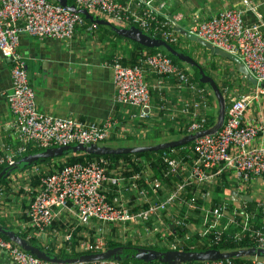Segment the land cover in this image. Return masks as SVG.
I'll list each match as a JSON object with an SVG mask.
<instances>
[{
	"label": "built area",
	"instance_id": "built-area-1",
	"mask_svg": "<svg viewBox=\"0 0 264 264\" xmlns=\"http://www.w3.org/2000/svg\"><path fill=\"white\" fill-rule=\"evenodd\" d=\"M74 4L87 9L92 15L93 19L88 18L91 20L89 28L97 26L94 19H103L115 26L137 25L169 42L179 40L177 24L182 13L166 11V0H74ZM135 4L142 6L143 12L132 6ZM86 21L81 12L57 0H0V51L11 61L12 84L6 97L14 114L12 125L18 141L14 147L9 143L3 144L5 150L0 156V166H4L8 185L12 186L10 190L16 187L28 201L26 217L19 224L20 230L25 232L24 238L27 241L35 239L44 251L53 248L59 250L64 242L72 240L73 231L80 226L76 230V236L80 239L75 250L87 254L106 250L107 239L104 234L108 223L117 225L126 235L133 230L134 234L136 232L141 236L144 245L154 244L155 241L165 242L176 224L188 227V230L181 239L165 243L171 248L177 244L193 247L203 241L202 236L210 233L212 236L208 244L218 242L223 230H228L234 224L239 229L229 234L230 238L235 240L247 236L254 243L252 247L264 251V223L256 225L253 222L257 212L260 213L259 219L264 221V198L253 199L254 212L249 210L247 204V200L252 197L248 199L245 194L238 200V206L231 207L226 200L211 204L203 210L200 222L187 221L188 215L179 216L175 212V208L183 205L194 206L193 196H182L187 185L211 184L216 175L230 171L241 187L237 191L242 193L247 184L264 175V143L256 141L258 134L264 132V126L245 116L251 96L260 95L264 89L259 86L252 94L243 92L233 95L228 86H223V95L228 99L223 122L215 129H206L209 88L194 79L190 70L179 67L167 53H149L146 49H140L133 65L123 64L121 56L114 54L109 64L116 100L135 108L132 116L147 118L150 114L151 87L163 92V84L172 80L173 88L182 92L179 111L187 120L184 124L185 133L203 132L192 139L190 152L194 157L190 162L171 147L162 153L166 169L161 177H152L150 161L137 156L132 161H138L140 167L130 173H122L128 166L123 159H119L116 166L112 167L114 163L104 156L64 163L53 171H47L37 163L25 168L16 167V159L29 147L46 149L77 143L100 144L110 137L117 126L120 127V135L125 134L126 127L120 126L114 118L98 123L43 112L37 107L23 55L17 47L19 34L24 32L69 41L76 28ZM185 33L195 34L234 54L258 82H264L262 21L247 24L243 10L230 6L206 18L196 19L188 25ZM147 73L157 75L158 81L150 84L146 80ZM31 174H37L35 184L31 183ZM170 176L177 177L174 187L165 198L152 200V196L157 195L158 189L163 186V179ZM107 188L116 192L117 201L108 199ZM5 191V183L0 182V211H3L6 203ZM127 191L135 193L139 205L144 206L133 210L129 199L124 196ZM200 196L211 200L209 189L202 190ZM239 214L243 215L240 220L237 219ZM150 218L156 222L152 227L145 223ZM55 219H61L66 224L63 232L51 228ZM92 221L101 223L93 227L90 225ZM81 225L93 228V231ZM189 228H192V233ZM193 234L197 235L196 241L192 240ZM65 250L69 251L70 248L66 247ZM0 251L14 264H163L162 261L134 262L120 255L89 260H48L25 249L14 239L5 237L1 231ZM245 255H250L248 264H264V257L259 253ZM183 263L236 264L233 256L193 259L178 264Z\"/></svg>",
	"mask_w": 264,
	"mask_h": 264
},
{
	"label": "crops",
	"instance_id": "crops-1",
	"mask_svg": "<svg viewBox=\"0 0 264 264\" xmlns=\"http://www.w3.org/2000/svg\"><path fill=\"white\" fill-rule=\"evenodd\" d=\"M230 6L243 10L244 21L247 24L255 21L264 23V0H247V2L244 0H166L165 8L170 13H182V17L177 24L180 35L178 40L179 49L184 53L182 55L193 58L197 63H202L208 72L207 75L212 77L215 83L217 81L220 85H222L221 82L225 85L226 83L229 84L231 89H228L231 94L251 93L260 84H254L244 77L243 73L235 66L234 60L212 51L185 33V29L191 22L196 19L206 18L222 8ZM134 8L143 12L142 6L135 4ZM95 21L97 26L94 28H89L90 19L84 25L78 26L69 41L49 36L38 37L24 32L19 34L17 47L23 55L27 78L34 89L38 109L43 112L80 120H94L98 123H102L107 118H114L120 126L126 127L123 136L120 135V127L114 128L110 137L107 138L114 141L121 138L136 140L139 137H148L149 135L153 136L152 139L157 136L162 137L158 141L109 145L113 147L154 144L187 134H180L179 132L184 130V124L187 120L184 116H181L179 111L182 92L173 88L172 80L163 84V92L151 87L150 114L147 118L140 119L132 116V113L136 111L135 108L116 100V89L112 81V68L109 60L112 54L119 53L120 56H126V61H132L133 57L128 54L134 49V44L127 37H117L112 32L114 29L113 24ZM182 61L185 62L183 67L190 70L188 65L193 63L184 59ZM10 69L11 61L9 57L0 51V156L5 150L4 143H9L13 147L18 143L12 125L14 114L9 108L6 97L12 84ZM146 80L150 84H155L158 81V77L155 74L147 73ZM205 82L210 85L209 88L205 84L210 90L208 97L210 106L207 115L212 113L214 117L213 123L207 128L205 127L210 129L219 123L221 101L214 88H212L211 83ZM216 85L218 86L217 83ZM251 97L252 99L246 108L245 116L250 121H257L264 126V92ZM167 134L175 137H168ZM256 141L264 143V132L258 134ZM73 153L74 151H71L65 156ZM65 156L53 158L51 163L64 161ZM23 157L21 156L19 159ZM230 180L233 185L226 191L227 195L224 200L228 197V200L233 205H239L238 200L241 199L243 194L252 197V199L264 198L263 176H258L254 182L247 184V188L243 190L245 192L242 193L237 191V188L241 190V187L232 174L230 175ZM4 181L8 185L6 177ZM11 187V185L10 187L8 185L4 193L6 203L3 211H0V226L19 235L25 234V232L20 230L19 224L26 217L25 210L28 207V201L21 196L16 187L10 190ZM232 189L236 190L237 194L230 197L232 196L230 194ZM106 191L108 195L110 194L112 201L118 200L114 190L107 188ZM166 194L167 191L163 195L165 196ZM164 196L153 195L152 200L162 199ZM234 201L238 204H234ZM178 210L179 208H175L176 213H178ZM259 221L264 223V221ZM108 226L109 223L107 224L106 232H113V229ZM193 227L196 228V225H193ZM118 230L120 236L125 235V239L127 237L132 240L141 238L137 233L134 235L133 230L127 232L128 235L123 234L119 228ZM140 241L142 243L143 239H140ZM36 245L40 247L37 241ZM50 252L57 257H61L62 254L55 248ZM120 253L122 255L121 249ZM0 264L14 263L4 252L0 251Z\"/></svg>",
	"mask_w": 264,
	"mask_h": 264
},
{
	"label": "trees",
	"instance_id": "trees-1",
	"mask_svg": "<svg viewBox=\"0 0 264 264\" xmlns=\"http://www.w3.org/2000/svg\"><path fill=\"white\" fill-rule=\"evenodd\" d=\"M67 2L68 3H74V0H67ZM132 6L134 7V5H132ZM82 15H83V17H85V19L89 20L88 17H86L84 14H82ZM133 26L138 27L137 25H133ZM140 30L143 31L144 33L152 36V37L160 38L163 40V38H161L159 35H153L152 33L148 32V31H144L142 29H140ZM112 32L117 37H120V38L126 37V36L119 34L114 29ZM130 40L134 44V49L132 51H130L128 55L130 57H133V58H132V61H126V56L121 55V62L123 64L133 65L136 62V59L138 57L140 49L141 50L146 49L147 52H149V53H154V52L167 53L172 58V60L177 65H179V67L184 68L182 58H180V56H177L174 52H172L166 46H164V45H161L158 47L145 46V45H143V44H141L135 40H132V39H130ZM164 41L172 49H175L179 54H181V55L184 54L179 49V46H180L179 42H169L167 40H164ZM114 54H119V53H114ZM114 54H112V56ZM198 64H199V66L197 64H192L191 65L192 70L190 72H191L192 76L194 77V79H196L201 84H205L204 81H202L200 79L199 67H201L206 74L208 72L205 69V67L202 65V63L198 62ZM216 83L218 84L219 91L222 93V86L223 85H220L217 81H216ZM208 87L210 88L209 84H208ZM227 100L228 99L225 98L226 104L228 103ZM213 120H214V117H213L212 113H208L207 122L205 124V127L207 128L209 125H211L213 123ZM179 132H180V134H183V133H185V130H182ZM191 146H192V140L188 141L184 144H181V145L173 146L172 148L177 150L179 156L183 157L187 162H190L192 160V158L194 157V155L190 152ZM110 147H113V146H110ZM40 150H41V148H38V147H29L26 152H24L22 155H20L16 159V163H17L16 167H29L32 163H37V164H41L42 168L47 169V171H53L55 168L60 167L64 163H70V162H73L76 160L84 161L86 159L104 156V157L110 158L111 161L114 163L112 165V167L116 166L119 159H123L126 163H128L127 164L128 166L126 167L125 170L122 171V173H130L134 170L135 171L138 170L140 167V164L138 161L137 162L132 161L133 157L137 156L138 158L141 157L142 159H147L150 161V163H151V176L152 177H161L164 170L166 169V164L164 163V161L162 159V153L164 151H169L170 148L157 149V150H141V151H136V152L104 153V154L76 151L73 154H69V155L65 156L64 161L53 162V164L51 163V160L53 158H59V156L38 157L36 160H34L32 162H27V163L23 164V166H21L20 163L18 162L20 160L19 158L21 156H25L27 154L37 153V152H40ZM65 152L69 153V152H71V150H66ZM3 168H4V166H0V172ZM230 175H231L230 171H228V172L223 171L220 174L215 176V179L211 184L202 183V184H199L200 186H196V184L187 185L185 187V189H183L182 196H184V198H187L189 196H193L194 197V206L193 207H187V205H183V206L179 207V210L177 211L178 214H180L179 216H181V215L184 216L185 214L186 215L189 214L187 216V221L199 222L201 215L203 213V210L206 207H209L211 204H216L218 202L224 201L225 198L223 197V193L226 194V191L228 189H230V187L233 185V183H230V181H231ZM5 177H6L5 173H3L0 176V182H4L6 187L8 188L7 182L4 181ZM263 178H264V175H263ZM30 179L32 181L31 183L35 184L37 182V174H31ZM176 179H177L176 176H170V177L164 178L163 179V186L158 189V195L164 196L163 194L166 191L168 193V191L174 187ZM206 189L210 190V195H211L210 201H208L207 199L200 196V193L202 192V190H206ZM166 195L164 196V198L166 197ZM194 195H196V196H194ZM124 196H125V198L129 199L128 203L131 205L133 210L137 211L140 207L144 206V204L139 205V203H138L139 201H137V198L135 197V193L133 194L132 191L125 192ZM108 199L110 201H112L110 194L108 195ZM226 200L229 202V205L231 207L234 206L232 204V202L230 200H228V197L226 198ZM253 201L254 200L251 198L250 200H247V204H248L249 210L254 212L256 210V208L253 204ZM241 217H243V215L239 214L237 219L240 220ZM259 217H260V213L257 212L254 215V221H253L256 225L261 223L259 221L260 220ZM57 220L58 219L54 220L51 227H57V229H59V231L63 232L66 228V224L63 223L61 219L58 220L59 222ZM166 220L168 222L170 221L168 218H166ZM92 223L93 224H90V225L95 227L98 224H100L101 222L92 221ZM145 223L148 224V226L152 227L156 222H155V220L150 218V219L145 220ZM56 225H58V226H56ZM81 227H85L90 232L93 231V228L90 229V228L86 227L85 225H81ZM108 227L112 228L113 232H108V233L106 232L104 234L106 236V239H107L106 240V249L113 248V247H119L122 250V255L126 256L125 257L126 259L132 260L134 262L144 261L143 259L137 257V255H136L137 249L140 247L156 248L159 250H167V249H180V250L197 249V250H201V249L214 247V248H218V249L224 250V251H231V250H236V249H247V248L254 246V243L252 242V240L250 238H248L247 236H244L240 239H235V240H233L232 238L229 237V234H231L234 231H238V229H239V227L237 225H234V224L230 225L228 227V230H223L221 239L216 243L208 244V239L210 236H212V233H210L208 235L202 236L201 239H203V241L201 243H197L193 247H189L188 245H184V244H177L175 248L169 247L167 245V243H165V242H173V241H176L178 238L181 239L184 232H186L188 230V227H183V226L175 224L173 226V228H171L173 233L167 235L165 242H162V241L156 242L155 241L154 244H149V245L142 244L140 241V239L142 240V238L137 239V240H134V239L132 240L130 237H127L126 239L123 240V237L120 236V232L117 228L118 227L117 225L109 223ZM78 229H80V226L76 230H78ZM76 230L73 231L72 240L64 242L63 247L61 249H59V251L62 252L61 257L75 258V257H78V256L83 254V253L75 250V246L79 242V239H80V237L76 236ZM2 234L5 237H8L4 233H2ZM20 235H22L24 237V233H22ZM155 235H156V233H155ZM191 237H193L192 238L193 241H196L197 235L193 234V235H191ZM29 242H31L32 244H36L35 239H29ZM66 247H69L70 250L66 251L65 250ZM233 260L235 261L236 264H241V263L248 264L249 256L248 255L233 256ZM154 261H162V260H152V261H148V262H154ZM162 262H163V264H171L168 261H162ZM183 264H185V263H183Z\"/></svg>",
	"mask_w": 264,
	"mask_h": 264
},
{
	"label": "water",
	"instance_id": "water-1",
	"mask_svg": "<svg viewBox=\"0 0 264 264\" xmlns=\"http://www.w3.org/2000/svg\"><path fill=\"white\" fill-rule=\"evenodd\" d=\"M63 5L67 6L68 8L72 10H76L84 14L88 18H92V15L88 12L87 9L83 7H76L74 3H68L67 0H57ZM97 21H103L107 22L106 20L103 19H95ZM113 28L115 31H117L119 34L126 36L127 38H130L132 40H135L145 46H154L158 47L161 45L166 46L168 49H170L172 52H174L177 56H180V58L187 60L189 62H192L193 64H199L191 57L181 55L179 54L175 49H172L167 43L156 37H152L143 31H141L138 27L136 26H130V27H118L113 25ZM189 37L192 39L197 40L200 44L206 46L207 48L211 49L212 51L225 56L231 60L235 61V66L237 69L242 72L247 79H249L252 83L254 84H260L261 87H264V82H258L248 71L247 68L244 66L242 62L238 59L237 56L234 54H231L219 47L214 46L211 42L191 33H186ZM199 72H200V79L202 81H208L211 83L212 88H214V91L217 93V95L220 98L221 101V106H220V112H219V123L215 125L211 129H215L216 127H219L222 124V121L224 119V112H225V100H224V95L219 91L218 86L216 85L214 79L207 75L201 67H199ZM205 131V130H204ZM201 132L198 133H189L185 134L179 138L175 139H170L166 141H160L154 144H148V145H137V146H116V147H110L106 144H89V145H84V144H69V145H64V146H53L44 149L43 151L29 154L28 156H24L22 159H20L18 162H31L36 160L38 157H52V156H59L66 150H71V151H82V152H88V153H97V154H104V153H120V152H136V151H141V150H157V149H164V148H171L176 145H181L184 144L188 141H191L195 136L200 135ZM5 172V170H1L0 176ZM230 194L233 197L234 195L237 194V191L232 189L230 191ZM248 199H250V196H246ZM234 204H238L236 201H234ZM0 231L4 234H6L8 237L11 239H14L18 244H20L22 247L25 249L33 252L37 256L48 259V260H77V259H100V258H105L112 256L116 250L118 251L120 248L119 247H113L106 249L105 251L102 252H95V253H87L80 255L75 258H69V257H56V256H50L48 253L44 250H42L38 245L32 244L31 242L27 241L24 237L19 235L16 232L9 231L2 226H0ZM263 250L255 247H250L247 249H236V250H231V251H224L220 250L218 248H206V249H189V250H180V249H167V250H159L156 248H148V247H140L137 249L136 255L137 257L145 260V261H152V260H162V261H168L171 264H178L184 261H190L193 259H208V258H218V257H231V256H239V255H245V254H251V253H261Z\"/></svg>",
	"mask_w": 264,
	"mask_h": 264
},
{
	"label": "rangeland",
	"instance_id": "rangeland-1",
	"mask_svg": "<svg viewBox=\"0 0 264 264\" xmlns=\"http://www.w3.org/2000/svg\"><path fill=\"white\" fill-rule=\"evenodd\" d=\"M117 26H120V25H118L117 24ZM124 27H128V25H125ZM183 64H185V62H183ZM189 66V68H190V71L192 70V66L189 64L188 65ZM205 84L208 86V84H207V82H205ZM221 84L222 85H224L222 82H221ZM226 86H228L229 87V89H231L230 88V85L229 84H227L226 83ZM167 136L168 137H175V136H169L168 134H167ZM152 137L153 136H148V137H139V138H137L136 140H130V139H118L117 141H114V140H112V139H105V140H103L102 142H100V143H105V144H107V145H117V144H122V143H132V142H137V143H139V142H149V141H158L159 139H162V137H160V136H157V137H154L153 139H152ZM44 149L42 148L40 151H43ZM68 152H63L61 155H59V157H64L66 154H67ZM25 163H27V162H22V163H20V165L21 166H23V164H25ZM21 168H25V167H21ZM223 197H226V194L225 193H223ZM191 229L192 228H189V230H190V232L192 233L193 231H191ZM47 253H48V255H50V256H52L53 255V253L52 252H50V250H47ZM260 254V256L261 257H264V251H262L261 253H259ZM114 256H121V257H123L122 255H121V253H120V249L117 251L116 250V252L113 254ZM250 256V255H249Z\"/></svg>",
	"mask_w": 264,
	"mask_h": 264
}]
</instances>
